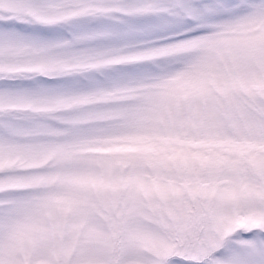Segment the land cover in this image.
Segmentation results:
<instances>
[{"label": "snow or ice", "instance_id": "snow-or-ice-1", "mask_svg": "<svg viewBox=\"0 0 264 264\" xmlns=\"http://www.w3.org/2000/svg\"><path fill=\"white\" fill-rule=\"evenodd\" d=\"M0 264H264V0H0Z\"/></svg>", "mask_w": 264, "mask_h": 264}]
</instances>
